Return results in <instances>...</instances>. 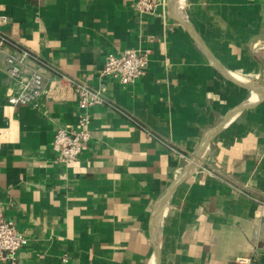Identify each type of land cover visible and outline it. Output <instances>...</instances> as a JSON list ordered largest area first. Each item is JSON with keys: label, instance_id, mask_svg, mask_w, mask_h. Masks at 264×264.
I'll return each mask as SVG.
<instances>
[{"label": "crops", "instance_id": "1", "mask_svg": "<svg viewBox=\"0 0 264 264\" xmlns=\"http://www.w3.org/2000/svg\"><path fill=\"white\" fill-rule=\"evenodd\" d=\"M136 1L0 0V213L29 240L17 264H264V0H154L153 15ZM130 49L149 53L141 79L100 77ZM21 51L24 76L104 88L78 160L52 145L75 98L8 103Z\"/></svg>", "mask_w": 264, "mask_h": 264}, {"label": "built area", "instance_id": "2", "mask_svg": "<svg viewBox=\"0 0 264 264\" xmlns=\"http://www.w3.org/2000/svg\"><path fill=\"white\" fill-rule=\"evenodd\" d=\"M157 4L154 0H137L135 8L141 15H153L156 13ZM5 21L2 18V22ZM2 45L0 42V53ZM31 59L32 55L28 51L14 53L6 58L8 74L19 84V91L8 98V103L12 106L38 107L41 106L42 99L64 102L75 98L79 108L76 127L59 128L52 143L58 152L56 163L69 164L78 160L89 144L92 137V116L89 109L107 104L105 90L94 89L64 75L49 84L45 83L44 77L38 72L24 76L25 66ZM148 63V51L130 49L122 55L108 54L99 75L128 85L145 75ZM28 244L25 233L0 213V264H17L18 253Z\"/></svg>", "mask_w": 264, "mask_h": 264}, {"label": "water", "instance_id": "3", "mask_svg": "<svg viewBox=\"0 0 264 264\" xmlns=\"http://www.w3.org/2000/svg\"><path fill=\"white\" fill-rule=\"evenodd\" d=\"M175 5H176V0H169V9L171 11H173L175 9ZM192 30V29H190ZM192 33L194 34L195 37H197V35L193 32L192 30ZM198 40L199 37H197ZM221 129V126L218 127L211 135V137L207 140L206 144L204 145V147H202V149L199 151V153L196 155V157L193 159L192 163L189 165L187 171H186V174L181 177L178 181H176L174 183V185L172 186V188L169 190V193L166 195L167 197L160 203V208L161 206L164 205V203L166 202V200L173 194V192L176 190V188L184 181L186 180L190 175L191 173L193 172V170L196 168V166L199 164L202 156L204 155V152L207 148V146L209 145V143L212 141V139L216 136V134L218 133V131ZM158 214L156 215V217H158ZM159 258V257H158Z\"/></svg>", "mask_w": 264, "mask_h": 264}]
</instances>
